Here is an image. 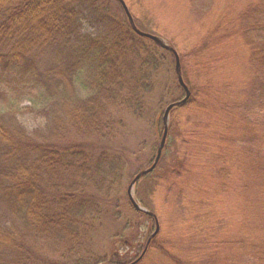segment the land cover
<instances>
[{"label":"trees","instance_id":"16d2710c","mask_svg":"<svg viewBox=\"0 0 264 264\" xmlns=\"http://www.w3.org/2000/svg\"><path fill=\"white\" fill-rule=\"evenodd\" d=\"M228 26L247 38L253 84L242 90L237 101L220 102L218 132L223 139H231L234 131L250 132L242 135L246 140L240 147L242 157L251 153L245 165L251 176L250 196L241 207L235 231L227 233L224 224L218 229L214 224L204 233L193 227L185 249L188 255L180 258L179 253L178 259L172 258L175 264H212L204 263L206 254L211 252V259L220 249L223 264H264V147L261 153L262 148L256 151L247 144L264 145V0L244 3ZM158 37L177 54L181 79L189 91L186 103L172 109L169 119L175 121L178 111L188 113L191 107L201 113L200 119L207 118L206 95H201L204 89L197 82L225 54L206 55L215 45L208 44V37L198 41L189 55ZM160 74L163 82L158 83ZM184 95L173 54L138 37L117 0H0V264L137 260L138 256L128 260V253L122 255L120 249H127L136 237L148 241L146 224L153 220L134 210L121 185L131 162L139 166L126 176L127 186L147 169L145 160L156 155L159 143L149 142L151 133L156 137L162 126L159 105L164 111ZM26 117L30 125L23 123ZM128 118L150 131L121 135L130 130ZM200 125L195 127L198 131L187 130L186 137L206 131L201 121ZM169 126L158 165L138 184L151 180L161 163L169 175L161 161L172 123ZM132 136L136 146L126 141ZM145 151L149 155L141 161ZM179 165L173 169L178 174L183 173ZM138 194H133L134 200L139 198L138 204L147 208L146 198ZM206 208L203 204L192 208L193 220L203 218L200 212ZM227 221L224 216L221 223ZM105 225L113 229L115 247L94 254L95 235ZM178 246H186V241ZM149 248L160 251L158 238L149 242Z\"/></svg>","mask_w":264,"mask_h":264},{"label":"rangeland","instance_id":"374dc122","mask_svg":"<svg viewBox=\"0 0 264 264\" xmlns=\"http://www.w3.org/2000/svg\"><path fill=\"white\" fill-rule=\"evenodd\" d=\"M250 1L125 0L133 15L137 17L138 25L141 28V30L138 29L139 31L150 35L154 33L155 37L161 36L167 42L172 43L178 51H183L187 55L198 41L208 37V44L215 43V45L209 48L210 52H207L206 55L209 56L217 51L225 54V57L213 65L207 74L205 71L201 80L197 82L198 86L204 89L201 95H206L204 103H206L208 119H200L201 113L194 112V107H191L192 109L188 113L186 109L178 111L175 121L169 119L168 116L167 135L168 129L170 130V123H172V130L168 149L165 148L166 156L161 161L168 166L166 168L169 175L162 171L161 168L165 166L161 163L159 170L153 174L151 180L149 178L148 181L139 184L136 182L132 189V194L140 193L146 198L148 205L144 209L152 213L157 220L158 232L155 237L158 238L160 251L148 249L147 241L144 239L139 241V237H136L133 238V242L127 249H120L122 255L125 252L128 253V260L130 261L138 256V263L148 249L141 264H175L173 261L178 259L179 253H181L180 258L188 255L185 249L189 247L188 238L193 227L204 233L214 224L216 229L221 228V225L224 224L227 233L228 231L229 233L235 231L236 220L242 214L241 207L246 206V199L250 196L249 187L252 184L249 171L245 167L246 164H249L248 158H250L251 153L248 152L243 156L246 158L245 160L240 149L246 140L242 135L249 136L250 132L245 130L243 133L242 130L234 131L231 134V139H223L220 137L222 134L218 132L220 125L218 116L222 107L220 103L222 100L226 103H228L227 101H237L242 97V90H246L248 86L253 84L247 64V38L239 35L235 28L228 26L230 21H235L243 4H248ZM214 27L216 30L214 29L213 34L209 36L208 33ZM162 76L163 74H160L158 83L163 82ZM209 88H216V90L211 92ZM160 105L157 109H159L158 112H160L162 119L164 111ZM187 115L188 117H186ZM30 121V118L26 117L23 123L30 125ZM200 121L207 127L206 131L203 128L198 137H186L188 135L187 130L198 131V128L195 127H201ZM126 122H128L130 130L123 131L124 133H121L123 136L130 134L131 131L132 134L138 132V129L150 131L148 126L141 125L135 120L132 121L128 118ZM162 126L157 128L156 137L153 138L154 134L151 133L149 145L151 142L152 144L156 143V145L160 142V137L163 134ZM240 137L241 139H239ZM121 139V137L118 138L119 141ZM126 141L132 146L138 144L135 136L126 139ZM247 144H251L256 151L259 147L262 148L259 151L263 153L264 145L257 144L254 146V142ZM145 152L147 155L140 157L141 161H144V158L149 155V151ZM151 156L145 160V168H148L146 167L148 162H153L155 156L152 158ZM178 164H180L178 166L180 170L183 168V173L178 174L173 171ZM138 166V164L131 162L126 168L129 174L125 172V179L121 185L122 192L128 188L127 183L129 181L126 176L133 175ZM138 201L139 198L136 199L137 204ZM241 203L244 204L241 205ZM201 204L207 206L200 212L203 218L199 217L198 220H193L194 215L191 213V209ZM224 216L228 219L227 223H221ZM152 220L147 221L146 225L149 229L146 238L155 230L154 219L152 218ZM98 230L94 238L97 247L93 248L94 254L110 252V249L115 247L114 241L111 239L113 229L105 225ZM215 233L219 234L217 231ZM128 236L129 234L125 232L123 238L127 239ZM185 241L186 246H178H182ZM210 253L206 254L204 263L211 261L212 264H223L219 255L221 249L216 252L215 257L208 259Z\"/></svg>","mask_w":264,"mask_h":264},{"label":"water","instance_id":"95a60500","mask_svg":"<svg viewBox=\"0 0 264 264\" xmlns=\"http://www.w3.org/2000/svg\"><path fill=\"white\" fill-rule=\"evenodd\" d=\"M124 12H125V16L127 18V21L132 29V31L140 38H144V39H147V40H150L152 41L153 43L157 44L158 46H161L162 48H164L165 50L171 52L174 56V59H175V73L177 75V80H178V84L183 88L184 92H185V95H184V98L178 102H175V103H172L170 105H168L164 112H163V118H162V124H163V134H162V137L160 139V142L158 144V147H157V150H156V155H155V158L151 164L150 167H148L147 169L141 171L140 173H138L130 182V184L128 185V188H127V191H126V194H127V197H128V200L130 202V204L132 205V207L134 208V210L138 211V212H141L147 216H149L150 218H153L154 219V223H155V230L153 232V234H151L150 238L148 239L147 241V245H149V242L156 236L157 232H158V224H157V220L155 218V216L150 213L149 211H147L146 209L142 208L139 204L136 203V201L134 200L133 198V194H132V189L134 187V185L136 184V182L143 176H146L148 174H150L151 172H153V170L155 169V167L157 166L159 160H160V157H161V154H162V150L164 148V144H165V141H166V136H167V125H168V116H169V113L172 109L174 108H177V107H180L182 106L183 104L186 103V101L188 100L189 98V91L187 90L186 86L183 84V81L181 79V75H180V65H179V59H178V56L177 54L175 53V51L170 48L168 45H166L164 43V41L161 39V38H158V37H155V36H152L150 34H147V33H144V32H141L139 31L135 26H134V23L132 21V18L128 12V10L126 9L125 5H124V2L122 0H117ZM139 260V259H138ZM138 260H135L134 262H131L130 264H136Z\"/></svg>","mask_w":264,"mask_h":264}]
</instances>
